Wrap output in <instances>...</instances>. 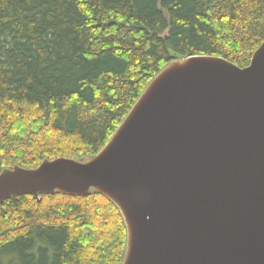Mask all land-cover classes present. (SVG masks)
I'll use <instances>...</instances> for the list:
<instances>
[{
	"label": "trees",
	"instance_id": "16d2710c",
	"mask_svg": "<svg viewBox=\"0 0 264 264\" xmlns=\"http://www.w3.org/2000/svg\"><path fill=\"white\" fill-rule=\"evenodd\" d=\"M263 43L264 0H0V173L92 158L169 63L246 67ZM126 241L96 192L0 204V264H122Z\"/></svg>",
	"mask_w": 264,
	"mask_h": 264
},
{
	"label": "water",
	"instance_id": "95a60500",
	"mask_svg": "<svg viewBox=\"0 0 264 264\" xmlns=\"http://www.w3.org/2000/svg\"><path fill=\"white\" fill-rule=\"evenodd\" d=\"M94 192L125 223L122 264H264V43L246 67L169 63L92 158L0 173V204Z\"/></svg>",
	"mask_w": 264,
	"mask_h": 264
},
{
	"label": "rangeland",
	"instance_id": "374dc122",
	"mask_svg": "<svg viewBox=\"0 0 264 264\" xmlns=\"http://www.w3.org/2000/svg\"><path fill=\"white\" fill-rule=\"evenodd\" d=\"M99 244L101 245V246H106L107 248H113V242H109V241H99ZM109 250H111L112 251V249H109ZM95 252H96V255H98V254H100V252H99V250L98 249H96L95 248ZM88 255H89V258L90 259H94L93 258V256L91 255V253H90V250L88 249ZM100 264H107V261H105V260H100Z\"/></svg>",
	"mask_w": 264,
	"mask_h": 264
}]
</instances>
